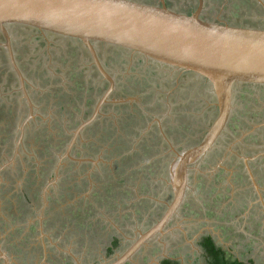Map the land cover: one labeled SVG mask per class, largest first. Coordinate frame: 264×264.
Returning <instances> with one entry per match:
<instances>
[{"label": "flooded vegetation", "instance_id": "1", "mask_svg": "<svg viewBox=\"0 0 264 264\" xmlns=\"http://www.w3.org/2000/svg\"><path fill=\"white\" fill-rule=\"evenodd\" d=\"M139 1L151 5L158 4V0ZM201 1L202 13H200V18L207 21L202 17V14L208 1ZM171 3L169 0H164V4L168 9L186 13L185 10L177 9ZM189 4L190 6H194L195 10L198 1L192 0ZM8 27L21 29V27L14 25ZM8 27L7 32L10 36L12 54L23 76L25 92L31 103L33 114L37 113V103L40 106L47 103V101L45 102L41 98L38 99L37 92L32 97L29 81L34 80V78L38 80H51L47 87L50 86L52 88L55 85V90L59 93L57 96L64 94L62 92L65 91L61 90H64L66 86L65 94L70 95L72 92H80L79 97H76L78 100L74 101V98H69V106H65L64 103L57 110L59 115H68L69 117L66 121L62 118L57 120L60 128L58 135L59 139H61L58 141H60L59 145L63 147L59 149L61 152L59 155L64 154L73 133L79 126L83 125V129L72 145L69 157L64 156L62 160L63 165L60 166V169H62L67 165L66 169L80 175L85 170L93 169L90 175L87 176L88 179H92L90 182L87 177L80 178L82 180V183L79 182L81 186L80 191L82 189L86 191L88 186L93 187L94 185L98 188H103L106 185V174L108 172L106 159L103 158L101 152H97L96 154L86 153L85 148L89 143L94 145L95 149H102V146L97 143V141L102 140L97 136L94 139L85 138L84 141L82 140L83 135L88 137L86 135L87 131L98 129L95 132L100 133L98 136L104 137L109 130L122 126V130L135 131V136L138 137V142L134 143L135 145L138 144L136 151L131 153L126 151L124 154L120 152V156H123L121 161L125 162L127 159L128 164L131 162L134 165V170H140L139 173L141 174H139V177L147 178L150 182L146 191V197L140 193H132V195L136 197L135 199L138 203L145 204L147 208H150L148 210L150 213H155L156 210L162 211L158 213L154 222L145 226L144 229V226H137V223L134 221L128 224V227H123V233L117 232L116 237L113 236L107 242L105 248H103L102 255L98 253L99 258L89 263L107 264L120 255L134 239L136 240L140 233L151 228L163 216L164 211L173 198V177L175 166L179 161V155L203 140L207 130L218 114V107L215 105L210 91L211 100L207 102L208 107L203 104L202 107L196 105V107L190 109L189 102L194 100L188 99V97L185 100L179 95H175L177 93L176 89H178L177 86L171 92L161 93L162 99L159 102L157 100V106H160L164 102L165 111L160 110L155 112V108L152 106L153 102L150 99H147L148 103L144 105V108H140L142 103L137 102L139 95L131 89L119 94L117 82L121 76L119 77L116 74L118 73L116 72L118 68H108L107 64L101 59L102 55L108 54L123 57L122 59H124L128 67L145 74L144 76L130 75L128 78L132 79L129 80L131 83H133V80H142V77L145 78L149 75H151L150 79L153 80L156 72L155 68L153 66H145L141 60L130 61L128 55L121 53L119 49L113 46L103 43L93 44L92 48L101 68L110 76L113 86L112 90L106 94V101L103 104H99V101L105 96L110 85L100 74L92 60L90 52L84 45L76 40L67 38L69 41L67 45L70 44L68 46L72 48V52L64 54L61 46L57 45L63 41L60 38L61 36L29 30V37L31 41L35 42V50H41L46 58L43 64L40 65L37 64L36 58H33L32 62V57L26 56L25 52L24 55L20 56L15 51L14 39ZM3 43L4 39L0 33V84H2L0 86V107L7 105L8 107L18 108L16 111L21 113L18 115L19 118L22 117V120L25 118L29 108L27 101L19 90L16 75L10 65L7 51L2 46ZM20 57L21 64L19 63ZM32 65H35L36 68H32ZM167 72L170 75L167 80L171 81L170 79H172L176 82L175 85L179 81H190L191 87H201L203 95L207 94L205 92V88L209 87L207 82L186 76L183 72ZM31 74L34 75V78L31 77ZM124 78L126 79L127 77L125 76ZM62 80L65 81L63 82ZM98 83L101 84V91L95 93V97H91L89 94L87 100L83 98L88 93H92V90L93 92L98 90V86H96ZM237 93L240 98L236 100ZM247 97L254 99V103L248 110L243 103ZM5 98L10 100L9 103H5ZM52 99L55 101L58 97L53 96ZM120 100L126 101L120 102ZM172 107L174 111L171 109ZM44 109L45 106L42 107V110ZM207 109H213L210 116L204 114V112H209ZM197 112L200 114L196 115ZM36 115L37 117L39 116L38 114ZM48 120L49 118H47ZM188 128L192 129L190 133H188ZM27 129L28 127L24 134H26ZM118 130L120 131V128ZM16 136V134H12L11 140L5 141V144H2L0 147V165L6 162L7 158H11ZM25 136H23L21 143L18 145V153L21 157L16 156L14 165L6 166L0 173V190L2 191L1 187L8 188L12 192L9 196L14 199L21 194L20 190H15L19 189L17 187L18 177L21 176L23 181L28 174L32 173L33 177L31 179L36 184V189H34V194L36 195L40 194L39 190L43 183L40 182L41 172L39 168H35L34 157L26 155L23 152ZM115 138L116 140L120 138L116 143L122 140L120 132L115 135ZM143 149H147V151ZM136 152L137 154H135ZM57 156L53 161L55 163L53 168L57 163ZM76 165H78L77 169L74 168ZM82 168L85 170L83 171ZM186 169V185L182 203L162 227L161 232L156 233L147 240L133 255L131 260H128L124 264H144L146 259L141 260V257L146 255L143 253V250L151 242H154L159 247L161 246L162 251L154 259H151V264H221L222 261H225L226 264H231L232 262L237 264H264V88L242 87L234 91L230 112L225 125L222 127L212 146L200 157L195 158L193 163L187 164ZM74 179L72 184L74 187H77L78 182L76 178ZM58 180H61V177ZM83 183L84 186L82 185ZM71 186L68 185L67 188L69 189ZM1 194L2 192L0 196H3ZM9 196L3 197L2 204L7 208L16 206L8 199ZM81 200L84 199L81 198ZM37 204L36 207L34 205L30 207L31 210L22 217L21 223L14 221L17 216L13 212L12 217L15 218L7 220L4 217L6 213L1 205L0 264H5V261L9 264H15L7 252V245L22 241L27 234L26 229L32 228L33 230H37V234H41V228L45 224L44 222H46V219L43 218L47 217L48 212L42 211L43 203L41 205L37 202ZM89 205H93V203L88 201L86 207L90 208ZM183 211L195 212L199 220L196 221L192 217L186 218ZM120 213V211L116 213V219L120 218ZM225 214H230V217L225 216ZM234 217L237 219L233 220L232 218ZM63 220L62 223L64 222ZM81 221L83 223L86 222V220ZM10 223L11 226H9ZM16 223L19 225H16ZM179 224L183 227L178 226ZM88 225H90V222L87 221L86 227ZM62 227L56 228L55 231H61ZM17 229L21 231L20 234H15V237L10 236L14 235ZM57 238L59 240L61 236ZM165 244L167 245L165 246ZM37 245L41 251H44V248L47 251L49 250V246L41 245L39 241ZM171 246L177 247V250L182 249L184 252L176 254L170 250ZM54 248L55 257H64L65 261L73 260L74 264L78 261L74 256L57 251L56 246ZM51 249L54 250L53 248ZM167 251L168 253L166 254L165 252Z\"/></svg>", "mask_w": 264, "mask_h": 264}, {"label": "rangeland", "instance_id": "2", "mask_svg": "<svg viewBox=\"0 0 264 264\" xmlns=\"http://www.w3.org/2000/svg\"><path fill=\"white\" fill-rule=\"evenodd\" d=\"M169 1L172 2L171 4L175 8L180 10L183 9L186 13L193 12L194 10V6H190L189 4L190 1L192 2V0ZM207 1V6L202 14V17L207 21L245 28H264V0ZM150 2L152 3L153 1ZM9 29L14 39L15 51L18 52L20 56L24 55L25 53L26 56H31L32 62L33 58H36L37 64L42 65L46 58L41 50H35V42L31 41V38L29 37V30L22 28L18 30L14 27H10ZM22 37L23 39H21ZM60 38H62L63 41L57 45L61 46L64 54L71 53L72 48L68 46L70 44L67 45V43H69L67 38ZM122 58L123 57L103 54L101 59L107 64L108 68H118L116 69V72H118L116 74L119 77L121 76L117 82V90L119 91V94L120 92H127L129 89H131L133 92L139 95L137 102L142 103V105L140 104V108H144V105L148 103L147 99H150L153 102L152 106L155 108V112L160 110L165 111L164 102H162L160 106H157V100L159 102L162 99L161 93L167 91L171 92L177 86L178 89H176L177 93L175 95H179L185 100H187V97L188 99L194 100L189 102L190 109L196 107V105L202 107L203 104L208 107L207 102H210L211 100L209 87L205 88V92L207 94L203 95V90L201 87H191L190 81H179L178 84L175 85L176 82H174L172 79H170L171 81L167 80V78L170 76L168 75L169 73L167 70L160 71L158 69H155L157 73L155 72L153 80L150 79L151 75H149L145 78L142 77V80H133V84L129 81L132 80L128 78L130 75L144 76L145 74L137 70H132L125 64L124 59ZM20 59L21 57L19 58V63L21 62ZM33 67L36 68L35 65H32V68ZM125 76L127 77L126 79L124 78ZM31 77L34 78V75L31 74ZM50 81L51 80H38L37 78L29 81L30 93L32 97L35 96L37 92L39 97L38 99L41 98L43 101H47V103H44L45 105L42 106L38 105V103L36 104V114L39 116L29 121L28 129L26 134H24L26 136L24 138L23 145V152H25L26 155H32L34 157L35 168H39L41 172L40 182L43 183L39 190L40 194H34L36 184L32 182V173L28 174L26 178L23 179V181L21 176L18 177L17 187L19 189L15 190H20L21 194L20 196H16L15 199L9 196L12 194V192H10L8 188L1 187L2 191L0 190V193L2 192L3 194V196H0V207L2 205V209L6 213V216L4 217L7 220H12L15 218L12 217L13 212L14 215L17 216L14 221L21 223V219H23L22 217H24V215L28 213L29 210H31L30 207H33V205L36 207V205H38L37 202L41 205L43 203L42 211H47L48 215L47 217L43 218L46 219V222H44L45 224L41 228L40 235L37 234V230L35 229H26L27 234L24 236L23 240L18 241V243H9L7 245V252L15 264H74L73 260L65 261L64 257H55L54 246H56L57 251L63 252L65 254L67 253L71 256H74L75 259H78L75 264H89L99 258L98 253L102 255L103 248H105L107 242H109L113 236L116 237L117 232L120 234L123 233V227H128V224H131L132 221H134L137 223V226H144V229L145 226H148L154 222L158 213H160L162 210H160V212L156 210L155 213H150L148 211L150 208H147L145 204L138 203L135 199L136 197L132 195V193H140L146 197V191L150 180L148 181L147 178L139 177V174H141L139 173L140 170H134V165L131 162L128 164L127 159L125 162L121 161L123 156H120V152H123L122 154L126 153V151L131 153L136 151L138 146V144H134L138 142V137L135 136V131H127L126 129L122 130V126L119 127L120 131L118 130V127H115L113 130H109V132H106L104 137L98 136L100 133L95 132V130L98 131V129H91L87 131L86 135L88 137H85L84 135L82 136L83 141L85 138L94 139L95 136L102 140L97 141V143L102 146V149H95V146L89 143V145H87L85 148V151L86 153L90 154L101 152L103 154V158L106 159L108 172L106 174V185L103 186L105 189L100 187L98 188L94 185L93 187L88 186L86 191L83 189L81 190L82 192L80 191L81 186L79 182L82 183L80 178L89 176L93 169H84V171L82 168L84 173H81L80 175L72 173L66 169L67 165H65V168L58 169L56 177L53 168L55 163L53 161L55 160L56 155L61 153L59 149L63 148L62 145H59L60 141H58L61 139H59L58 135L60 128L57 124V120L62 118L66 121V119L69 118L68 115H59L57 110H59L58 108H60L64 103L65 106H69V98H74V101L78 100L76 97H79L80 92H72L70 94L72 96L65 94L67 89L66 86L64 90H61L65 91L62 92L64 94L57 96L59 93L57 90H55V85L52 88L50 86L47 87ZM62 81L64 82L65 80ZM63 82H61V84H63ZM123 82L128 84L124 85ZM0 86H2V84H0ZM96 86H98V90H95L94 92L92 90V93H88L83 98H86L87 100V96L89 94L91 97H95V93L100 92L102 88L100 83L96 84ZM199 86L201 85L199 84ZM53 96L58 97V99H55L56 102L52 99ZM237 98H240L238 93L236 100ZM4 101L5 103H9L10 100L5 98ZM124 101L120 100V102ZM253 101L254 99L252 97H247V99L244 100L243 103L245 104L247 110L254 103ZM43 106H45L44 110H42ZM17 109L16 107H8L7 105L5 107H0V147L2 144H5V141L7 142L11 140V135L16 133L17 127L21 122L22 117L19 118L18 114L20 112L16 111ZM171 109L174 111L173 107ZM55 111L56 113H54ZM208 111L209 112H204V114L210 116L211 112H213V109ZM198 114L200 113L197 112L196 115ZM47 118H49L48 121ZM187 130L188 133L192 131L190 128ZM118 132H120L122 140L116 143V141L120 139L119 138L116 140L115 138V135ZM114 133L115 135H113ZM143 150L147 151V149ZM135 154H137V152ZM142 167L144 166L142 165ZM74 168L77 169L78 165H76ZM59 177H61V180H58ZM54 178L55 181H52ZM74 178H76L78 182L77 187H74L72 184L75 180ZM91 180L92 179H88L89 182ZM68 185H72L71 188L68 189ZM82 185L84 186V183ZM81 193H83L82 196ZM6 195L10 197H8V199H10V201H12L16 206L7 208L4 206V204H2L3 197L5 198ZM81 198L84 200H81ZM88 201L93 203V205H89L90 208L86 207V203ZM118 211L121 212L119 214L120 218L116 219L115 215ZM183 213L185 214L186 218L192 217L195 218L196 221L199 220L195 212L183 211ZM225 216L230 217V214H225ZM62 219H64L63 223ZM232 219L236 220L237 218L234 217ZM81 220H86V222L83 223ZM87 221L90 222L88 227H86ZM16 225L19 224L16 223ZM62 225L64 226L62 227ZM9 226H11V223ZM178 226H180V224ZM59 227H62V230L56 232L55 229ZM20 232L21 231L17 229L14 235L10 236L15 237V234L19 235ZM59 236H61V238L58 240L57 237ZM27 238L28 240L26 241ZM43 238L45 239L42 240ZM57 240L60 243H58ZM38 241L41 245L49 246V250L47 251L44 248V251H41L40 247L37 245ZM166 245L167 244H165V246ZM146 247V249L143 250V253L146 255L142 256L141 260L146 259L144 264H151V259H154V257L162 253L161 246L159 247L154 244V242H151L146 245ZM170 250L176 254H182L184 252L182 249L177 250V247L174 246H171ZM165 253L167 254L168 251Z\"/></svg>", "mask_w": 264, "mask_h": 264}, {"label": "water", "instance_id": "3", "mask_svg": "<svg viewBox=\"0 0 264 264\" xmlns=\"http://www.w3.org/2000/svg\"><path fill=\"white\" fill-rule=\"evenodd\" d=\"M197 1L196 9L187 14L168 9L164 0H158L157 5L139 0H0L2 46L7 51L19 90L29 108L17 127L13 154L0 165V173L6 166L14 165L16 156L21 157L18 145L29 121L37 117L33 114L23 76L12 54L8 26L45 32L84 45L100 74L110 85L99 104L106 101V94L112 90L113 82L96 58L92 48L96 43L119 49L128 55L130 61L141 60L145 66H153L158 70L183 72L186 76L207 82L210 87L218 114L203 140L179 155L173 177V198L163 216L107 264H124L131 260L147 240L161 232L183 201L187 164L212 146L226 123L234 91L242 87L264 88V28L205 21L200 18L202 1ZM82 129L83 125L75 130L64 154L57 156L54 166L56 177L63 165V157H69L72 145ZM5 264L9 263L5 261Z\"/></svg>", "mask_w": 264, "mask_h": 264}, {"label": "trees", "instance_id": "4", "mask_svg": "<svg viewBox=\"0 0 264 264\" xmlns=\"http://www.w3.org/2000/svg\"><path fill=\"white\" fill-rule=\"evenodd\" d=\"M221 264H226V262L225 261H222V263ZM231 264H237V263H235V262H232Z\"/></svg>", "mask_w": 264, "mask_h": 264}, {"label": "bare ground", "instance_id": "5", "mask_svg": "<svg viewBox=\"0 0 264 264\" xmlns=\"http://www.w3.org/2000/svg\"><path fill=\"white\" fill-rule=\"evenodd\" d=\"M193 162H194V161H193ZM193 162H192V163H193Z\"/></svg>", "mask_w": 264, "mask_h": 264}]
</instances>
